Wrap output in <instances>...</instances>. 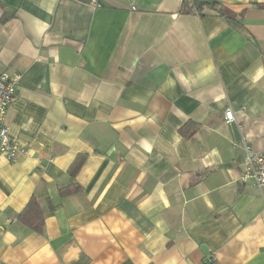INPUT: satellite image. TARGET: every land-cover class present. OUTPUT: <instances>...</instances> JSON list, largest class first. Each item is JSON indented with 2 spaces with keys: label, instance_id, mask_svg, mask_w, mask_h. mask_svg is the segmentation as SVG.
Returning a JSON list of instances; mask_svg holds the SVG:
<instances>
[{
  "label": "crops",
  "instance_id": "0c3cea01",
  "mask_svg": "<svg viewBox=\"0 0 264 264\" xmlns=\"http://www.w3.org/2000/svg\"><path fill=\"white\" fill-rule=\"evenodd\" d=\"M4 74L0 264H264V0H0Z\"/></svg>",
  "mask_w": 264,
  "mask_h": 264
},
{
  "label": "built area",
  "instance_id": "2783aa9c",
  "mask_svg": "<svg viewBox=\"0 0 264 264\" xmlns=\"http://www.w3.org/2000/svg\"><path fill=\"white\" fill-rule=\"evenodd\" d=\"M175 1L183 2V0ZM19 79V76L0 75V155L5 156L9 162H15L21 152L17 147L18 145L12 142L7 134L9 128L6 121L8 107L17 99ZM232 111L231 109L225 111V119L228 124L235 121V115ZM247 151L248 154L245 163H243L244 170L240 176V181L246 185L253 182L259 188H264V154Z\"/></svg>",
  "mask_w": 264,
  "mask_h": 264
},
{
  "label": "trees",
  "instance_id": "16d2710c",
  "mask_svg": "<svg viewBox=\"0 0 264 264\" xmlns=\"http://www.w3.org/2000/svg\"><path fill=\"white\" fill-rule=\"evenodd\" d=\"M187 1L188 0H183V2H187ZM195 3H198L199 5H205V4L208 5L207 3L201 1H196ZM211 5L216 6L215 4H211ZM83 163H84L83 159L77 160L73 164L71 170L69 171H71L73 175H76V173L79 171L78 169L82 167ZM77 191H79L78 188L62 189L61 195L67 196ZM18 220L23 225H26L28 228H30L34 232H37L38 234L43 231L45 217L41 205L36 197L31 198L25 210H23L22 213L19 214Z\"/></svg>",
  "mask_w": 264,
  "mask_h": 264
}]
</instances>
